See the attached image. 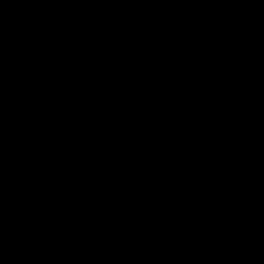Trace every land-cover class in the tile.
Masks as SVG:
<instances>
[{"label": "water", "instance_id": "95a60500", "mask_svg": "<svg viewBox=\"0 0 264 264\" xmlns=\"http://www.w3.org/2000/svg\"><path fill=\"white\" fill-rule=\"evenodd\" d=\"M0 264H264V0H0Z\"/></svg>", "mask_w": 264, "mask_h": 264}]
</instances>
